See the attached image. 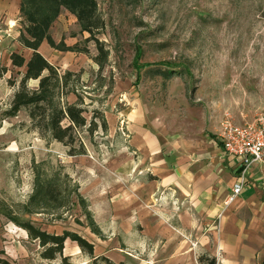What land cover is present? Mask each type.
Instances as JSON below:
<instances>
[{"label":"rangeland","instance_id":"1","mask_svg":"<svg viewBox=\"0 0 264 264\" xmlns=\"http://www.w3.org/2000/svg\"><path fill=\"white\" fill-rule=\"evenodd\" d=\"M96 1L104 26L95 38L60 8L49 29L57 47L39 48L59 77L51 102L75 104L86 118L72 144L36 129L26 108L9 114L25 67L10 62L0 77L1 257L7 264H199L204 252L185 257L196 226L179 222L185 202L158 186L162 172L143 141L151 133L162 157L185 152L183 141L212 138L226 117L255 120L264 106V0ZM7 21L11 49L27 60L30 51L14 43L20 11ZM16 219L75 233L92 253L66 238L61 254L43 258L44 246Z\"/></svg>","mask_w":264,"mask_h":264},{"label":"crops","instance_id":"2","mask_svg":"<svg viewBox=\"0 0 264 264\" xmlns=\"http://www.w3.org/2000/svg\"><path fill=\"white\" fill-rule=\"evenodd\" d=\"M19 5V0H4L0 6V63L4 66L16 53L9 45L10 29L6 25L8 16L18 13ZM217 132L211 131L212 138L183 141L179 148L185 152L162 157L160 144L151 133L150 137L145 135L143 144L162 172L158 186L185 202L179 222L196 226L191 227L196 229L195 249L188 248L185 255L189 262L204 252L215 257L217 264H264V160L246 170L244 186L228 201L240 165L238 159L225 153Z\"/></svg>","mask_w":264,"mask_h":264},{"label":"trees","instance_id":"3","mask_svg":"<svg viewBox=\"0 0 264 264\" xmlns=\"http://www.w3.org/2000/svg\"><path fill=\"white\" fill-rule=\"evenodd\" d=\"M60 8L72 12L82 30L88 32L91 38H95V34L104 26L96 0H20L19 11L24 24L18 40L22 47L31 50V54L27 60L22 54L10 55L12 66L25 67V71L20 79V86L13 95L9 114L15 115L21 108H26L36 129L49 132L50 136L59 142L72 144L74 129L85 125L86 118L82 115L83 110L75 104L61 107L51 102L52 92L59 82V77L55 67L39 51L43 41L51 47H57L49 35V29ZM7 70L6 66L0 64V77ZM31 79L38 81L36 88L27 86ZM64 119L68 120V124H62ZM102 125H105L104 120ZM79 151L81 153L83 149ZM16 223L25 229L31 238L44 246L45 249L41 253L43 258L53 259L57 254H61L66 238L76 241L81 249L87 248L88 252L92 253V244L75 233L66 231L61 235L50 234L26 220L16 219ZM2 254L3 250H0V264H7L1 257ZM198 263L217 264L215 257L207 254H201Z\"/></svg>","mask_w":264,"mask_h":264},{"label":"built area","instance_id":"4","mask_svg":"<svg viewBox=\"0 0 264 264\" xmlns=\"http://www.w3.org/2000/svg\"><path fill=\"white\" fill-rule=\"evenodd\" d=\"M217 138L226 154L238 159L240 174L228 201L244 186V174L254 163L264 160V106L254 121L236 124L229 118L219 123Z\"/></svg>","mask_w":264,"mask_h":264}]
</instances>
